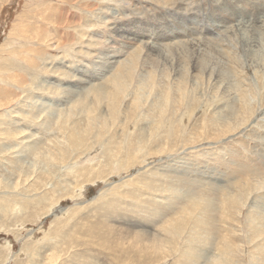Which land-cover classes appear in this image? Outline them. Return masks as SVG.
I'll return each mask as SVG.
<instances>
[{"label":"rangeland","instance_id":"374dc122","mask_svg":"<svg viewBox=\"0 0 264 264\" xmlns=\"http://www.w3.org/2000/svg\"><path fill=\"white\" fill-rule=\"evenodd\" d=\"M246 1L0 0V264H264Z\"/></svg>","mask_w":264,"mask_h":264},{"label":"bare ground","instance_id":"6f19581e","mask_svg":"<svg viewBox=\"0 0 264 264\" xmlns=\"http://www.w3.org/2000/svg\"><path fill=\"white\" fill-rule=\"evenodd\" d=\"M230 1V0H229ZM250 0H247L246 2H245V5H247L248 6V2H249ZM235 4H236V1H235ZM255 5V4H254ZM238 7V6H237ZM242 7V6H241ZM255 7V6H254ZM253 8V7H252ZM237 9V8H236ZM242 9V8H241ZM233 10H235V8L233 9ZM235 14V13H234ZM258 14V13H257ZM236 15V14H235ZM237 17H239V16H237ZM233 18V17H232ZM241 19L243 18L242 16L240 17ZM259 18V17H258ZM262 19V18H261ZM196 20V19H195ZM230 20H231V18H230ZM233 20V19H232ZM243 20V19H242ZM251 21V20H250ZM263 22V21H262ZM240 23V22H239ZM246 23H248V22H246ZM196 24V23H195ZM241 24V23H240ZM262 25V24H261ZM245 27H246V25H244ZM195 28V27H194ZM190 29V28H189ZM213 30V29H212ZM208 31H210V30H208ZM214 31V30H213ZM212 31V32H213ZM184 32V31H183ZM254 33V32H253ZM247 36V35H246ZM250 36V35H249ZM253 36V35H252ZM253 38V37H252ZM247 39V38H246ZM248 39H249V37H248ZM255 40H257L258 41V43H259V41L260 40H258V37L257 38H253V39H250V42L251 41H255ZM262 41V40H261ZM152 50V49H151ZM156 50V49H155ZM184 51V50H183ZM163 52V51H162ZM159 53V52H158ZM150 55V54H149ZM123 56V55H122ZM125 56V55H124ZM107 57V56H106ZM111 57V56H110ZM120 57V56H119ZM111 59V58H110ZM148 59V58H147ZM108 61V60H107ZM112 61V60H111ZM116 61V60H115ZM134 65H136V60H132L131 61ZM112 63V62H111ZM118 78V76H116L115 78H114V80H113V89L115 90V91H119L120 89V87L124 84V80L123 79H117ZM117 80V81H116ZM119 85V87H118V85ZM99 89V88H98ZM97 91V90H96ZM99 91V90H98ZM96 92V97H97V99L98 100H102V99H104L105 98V96L103 95V93H101L100 91L99 92ZM76 98H77V96H76ZM118 101V100H117ZM108 104H107V107H108V110H109V112H111V110L112 109H115V106H116V102H115V100L114 99H112V98H108ZM118 110V109H117ZM89 111V113L90 114H93V110H88ZM169 239V238H168ZM165 241H166V239H165ZM166 243H170V242H167L166 241ZM171 245V244H170Z\"/></svg>","mask_w":264,"mask_h":264}]
</instances>
